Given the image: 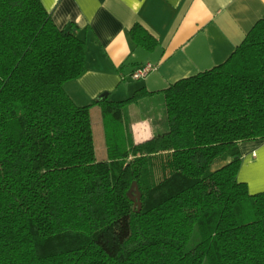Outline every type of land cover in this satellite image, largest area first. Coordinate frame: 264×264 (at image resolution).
Instances as JSON below:
<instances>
[{"label": "trees", "instance_id": "16d2710c", "mask_svg": "<svg viewBox=\"0 0 264 264\" xmlns=\"http://www.w3.org/2000/svg\"><path fill=\"white\" fill-rule=\"evenodd\" d=\"M78 30L40 0H0V264H264V191L238 180L239 144L264 140V19L219 65L83 106L64 88L86 72ZM154 94L166 128L135 142L126 106Z\"/></svg>", "mask_w": 264, "mask_h": 264}, {"label": "crops", "instance_id": "0c3cea01", "mask_svg": "<svg viewBox=\"0 0 264 264\" xmlns=\"http://www.w3.org/2000/svg\"><path fill=\"white\" fill-rule=\"evenodd\" d=\"M40 1L58 28L75 24L86 42V72L64 87L79 106L99 100L102 94L107 101H123L141 88L157 92L219 65L264 19V0ZM136 24L157 40L153 50L136 46L129 38ZM146 63L153 69L141 80H132L131 73ZM140 103L162 107L161 96L154 94L126 110ZM91 112H100V107L93 106ZM239 150L238 180L252 194L264 191V140L240 143Z\"/></svg>", "mask_w": 264, "mask_h": 264}, {"label": "rangeland", "instance_id": "374dc122", "mask_svg": "<svg viewBox=\"0 0 264 264\" xmlns=\"http://www.w3.org/2000/svg\"><path fill=\"white\" fill-rule=\"evenodd\" d=\"M147 105L140 103L137 106H132L126 110L127 113L125 114V120L127 131L133 140L144 139L158 129L165 128V113L163 108L156 103H151V108H148ZM150 110L155 111L153 114H150ZM92 124L97 159H105L106 147L100 112L92 113ZM137 192L138 190L136 187H133L130 191V196L135 200H137Z\"/></svg>", "mask_w": 264, "mask_h": 264}, {"label": "built area", "instance_id": "2783aa9c", "mask_svg": "<svg viewBox=\"0 0 264 264\" xmlns=\"http://www.w3.org/2000/svg\"><path fill=\"white\" fill-rule=\"evenodd\" d=\"M153 69V66L150 63H146L142 66L137 67L132 73H131V79L132 80H141L144 78L151 70Z\"/></svg>", "mask_w": 264, "mask_h": 264}, {"label": "water", "instance_id": "95a60500", "mask_svg": "<svg viewBox=\"0 0 264 264\" xmlns=\"http://www.w3.org/2000/svg\"><path fill=\"white\" fill-rule=\"evenodd\" d=\"M106 94H102L101 96H100V98H99V100H102L103 99V97L105 96ZM134 187H136V184H134L133 185ZM131 197V196H130ZM131 199L133 200V201H135V203H136V205L140 208L141 207V203H140V193L139 192H137V197H136V199L137 200H135L134 198H132L131 197Z\"/></svg>", "mask_w": 264, "mask_h": 264}]
</instances>
